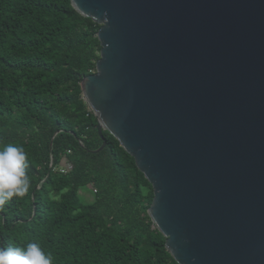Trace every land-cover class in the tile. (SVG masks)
<instances>
[{
  "label": "water",
  "instance_id": "obj_1",
  "mask_svg": "<svg viewBox=\"0 0 264 264\" xmlns=\"http://www.w3.org/2000/svg\"><path fill=\"white\" fill-rule=\"evenodd\" d=\"M100 26L84 101L152 186L177 264H264V0H70Z\"/></svg>",
  "mask_w": 264,
  "mask_h": 264
},
{
  "label": "trees",
  "instance_id": "obj_2",
  "mask_svg": "<svg viewBox=\"0 0 264 264\" xmlns=\"http://www.w3.org/2000/svg\"><path fill=\"white\" fill-rule=\"evenodd\" d=\"M99 29L70 0H0V144L25 149L31 179L0 208V247L35 241L53 264H177L134 159L106 131L90 153L103 141L81 82L100 58Z\"/></svg>",
  "mask_w": 264,
  "mask_h": 264
},
{
  "label": "clouds",
  "instance_id": "obj_3",
  "mask_svg": "<svg viewBox=\"0 0 264 264\" xmlns=\"http://www.w3.org/2000/svg\"><path fill=\"white\" fill-rule=\"evenodd\" d=\"M28 167V155L22 146L0 144V208L14 197L23 198L29 193ZM0 264H53V256L33 241L23 246L0 247Z\"/></svg>",
  "mask_w": 264,
  "mask_h": 264
},
{
  "label": "rangeland",
  "instance_id": "obj_4",
  "mask_svg": "<svg viewBox=\"0 0 264 264\" xmlns=\"http://www.w3.org/2000/svg\"><path fill=\"white\" fill-rule=\"evenodd\" d=\"M80 198L84 203H91L93 201V194L89 188L81 189L79 192Z\"/></svg>",
  "mask_w": 264,
  "mask_h": 264
},
{
  "label": "built area",
  "instance_id": "obj_5",
  "mask_svg": "<svg viewBox=\"0 0 264 264\" xmlns=\"http://www.w3.org/2000/svg\"><path fill=\"white\" fill-rule=\"evenodd\" d=\"M69 170H71V164L70 163H67L59 171L63 174V173H67ZM88 188L92 192L96 193V190L92 186H89Z\"/></svg>",
  "mask_w": 264,
  "mask_h": 264
}]
</instances>
